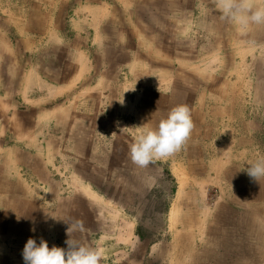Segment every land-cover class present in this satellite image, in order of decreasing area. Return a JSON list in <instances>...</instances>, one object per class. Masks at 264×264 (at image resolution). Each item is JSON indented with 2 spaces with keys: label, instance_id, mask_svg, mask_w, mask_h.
<instances>
[{
  "label": "rangeland",
  "instance_id": "obj_1",
  "mask_svg": "<svg viewBox=\"0 0 264 264\" xmlns=\"http://www.w3.org/2000/svg\"><path fill=\"white\" fill-rule=\"evenodd\" d=\"M102 1L0 0V264H24L29 238L67 248L65 221L83 224L72 238L102 248L100 264L129 254L116 250L127 216H147L146 234L163 229L155 213L174 181L156 161L144 203L147 168L128 153L172 95L189 102L222 84L238 119L261 116L235 129L257 131L264 149V25L239 32L214 0Z\"/></svg>",
  "mask_w": 264,
  "mask_h": 264
},
{
  "label": "crops",
  "instance_id": "obj_2",
  "mask_svg": "<svg viewBox=\"0 0 264 264\" xmlns=\"http://www.w3.org/2000/svg\"><path fill=\"white\" fill-rule=\"evenodd\" d=\"M93 1L97 8L104 4ZM216 87L211 96L202 98L200 91L189 102L181 96L169 97L168 108H189L193 128L182 148L162 160V170L173 179L175 192L171 200L167 196L159 202L169 200L168 211L155 214L165 215L167 221L163 229L146 234L145 224L140 223L143 215L127 216L131 231L121 236L123 243L116 244V250L129 254L116 264H264V178L258 182L249 177L251 165L245 163L264 157V149L257 131L235 129L236 123L259 124L261 116L238 119L230 93L226 90L222 96V84L223 91ZM154 164L141 174L144 203H149L147 197L156 187L153 177H148ZM213 189L219 195L211 204ZM139 227L143 228L139 231Z\"/></svg>",
  "mask_w": 264,
  "mask_h": 264
},
{
  "label": "clouds",
  "instance_id": "obj_3",
  "mask_svg": "<svg viewBox=\"0 0 264 264\" xmlns=\"http://www.w3.org/2000/svg\"><path fill=\"white\" fill-rule=\"evenodd\" d=\"M214 4L220 19L234 25L239 32L247 31L252 25H264V3H254V0H214ZM157 80L159 83L158 78ZM158 91L160 92L159 86ZM137 127L139 130L129 145L128 154L134 165L147 168L178 152L188 139L193 123L189 108L177 105L166 117L160 119L156 127L148 123ZM245 163L251 165L247 168L249 177L260 182L264 178V157ZM65 223L69 224V238L65 241L67 248H50L44 239L38 243L35 238H29L22 251L24 264H100L103 258L102 248L88 246L72 238L74 231H83V224ZM32 230L35 231L34 228Z\"/></svg>",
  "mask_w": 264,
  "mask_h": 264
}]
</instances>
